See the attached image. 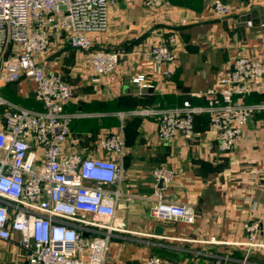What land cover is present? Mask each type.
I'll use <instances>...</instances> for the list:
<instances>
[{
  "label": "crops",
  "instance_id": "0c3cea01",
  "mask_svg": "<svg viewBox=\"0 0 264 264\" xmlns=\"http://www.w3.org/2000/svg\"><path fill=\"white\" fill-rule=\"evenodd\" d=\"M214 1L165 0L160 8L147 7L143 0L110 5L108 27L93 38L94 48L118 53L120 62L98 82L87 55L66 41L54 42L44 62L47 72L62 75L75 90L65 111L80 118L72 123L65 150L100 158L98 141L107 134L122 136L126 144L118 231L107 264H146L151 257L164 264H208L215 257L224 264H264V253L236 245L246 240V223L259 222L264 240V111L254 116L242 142L229 153L219 150L207 114L196 117L192 137L167 141L159 137L156 116L134 114L186 102L207 106L206 92L219 88L220 77L238 53L264 63V0H222L231 8L224 19L215 14ZM169 36L178 40L177 63L158 66L151 49ZM139 76L153 88L134 84ZM257 84L262 91L247 96L245 103H264V78ZM35 91L27 80L0 86V96L8 102L43 112ZM4 112L0 107V120ZM120 113L126 114L124 119ZM160 168L174 173L161 188L155 177ZM157 189L164 191L166 201L192 207L195 223L153 220L151 198ZM157 226L164 227L163 236L155 235ZM0 264L27 261L16 244H2Z\"/></svg>",
  "mask_w": 264,
  "mask_h": 264
},
{
  "label": "built area",
  "instance_id": "2783aa9c",
  "mask_svg": "<svg viewBox=\"0 0 264 264\" xmlns=\"http://www.w3.org/2000/svg\"><path fill=\"white\" fill-rule=\"evenodd\" d=\"M123 0H0V86L31 81L44 111L14 105L0 96L5 108L0 120V245L16 244L27 264H107L116 226V209L124 180L122 161L126 144L122 136L107 134L98 141L100 158L68 153L64 145L79 115L65 111L75 96L73 85L62 75L47 72L45 60L56 41H66L84 52L97 78L111 75L120 55L94 48V37L108 27V11ZM147 7L160 8L165 0H143ZM220 19L231 14L222 0L214 1ZM178 40L169 36L155 43L150 57L158 65L174 67ZM171 69L166 70L169 76ZM264 63L238 53L219 79V88L206 92L208 104L165 110L134 112L156 116L159 137L171 140L178 135L192 137L198 115L207 114L217 133L219 150L229 153L244 139L254 116L264 103L247 104L244 99L261 92ZM133 83L153 88L139 76ZM121 119L126 114L120 113ZM117 157L118 160L112 159ZM155 177L169 184L174 173L166 168ZM113 187L117 189L114 190ZM150 216L159 222L194 224L195 210L166 201L157 189L151 198ZM246 240L236 243L249 251L264 253L259 222L244 225ZM217 243L215 239L210 241ZM146 264H164L151 257ZM208 264H224L219 257ZM246 264V262L244 263Z\"/></svg>",
  "mask_w": 264,
  "mask_h": 264
},
{
  "label": "water",
  "instance_id": "95a60500",
  "mask_svg": "<svg viewBox=\"0 0 264 264\" xmlns=\"http://www.w3.org/2000/svg\"><path fill=\"white\" fill-rule=\"evenodd\" d=\"M252 22V21H251ZM264 22V21H263ZM162 185H163V181H160V188L162 187ZM125 189V188H124ZM163 234H164V227H162V226H157L156 228H155V235H157V236H163Z\"/></svg>",
  "mask_w": 264,
  "mask_h": 264
}]
</instances>
